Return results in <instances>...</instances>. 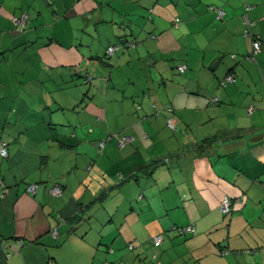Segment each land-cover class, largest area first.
<instances>
[{
  "label": "crops",
  "instance_id": "1",
  "mask_svg": "<svg viewBox=\"0 0 264 264\" xmlns=\"http://www.w3.org/2000/svg\"><path fill=\"white\" fill-rule=\"evenodd\" d=\"M2 145L0 264H264V0H0Z\"/></svg>",
  "mask_w": 264,
  "mask_h": 264
},
{
  "label": "built area",
  "instance_id": "2",
  "mask_svg": "<svg viewBox=\"0 0 264 264\" xmlns=\"http://www.w3.org/2000/svg\"><path fill=\"white\" fill-rule=\"evenodd\" d=\"M224 14H225L224 10H220L219 11V17H223ZM29 18H30V14L29 13H25L23 15L22 19L20 20L21 24L22 25H26V23L28 22ZM245 22L246 23H249L248 20H247V18H246V16H245ZM247 34H249V31L248 30L246 31V35ZM118 49H119L118 46L109 47L108 54L113 55V54H115V52ZM261 51H262L261 42H260L259 38L256 37V40L254 41L253 51H252L251 55L248 57V59L254 61L255 60V56L257 54L261 53ZM178 70H179L180 73H183L186 70V67L185 66H180L178 68ZM235 81H236V79H235V76H233V75H230V76H228L225 79V82H235ZM216 100L217 99H214V101H216ZM168 126L172 130H175L176 129V126H175V123H174L173 120H169L168 121ZM132 140H133L132 137H130V136H124L121 139H119L118 145H119L120 148H124L129 143H131ZM105 145H106V142L105 141H100L98 143V146L102 150L105 148ZM0 155L2 157H7L8 156V150H7V147L5 145L0 146ZM37 189H38V186L37 185H32V186H29L28 187V191L30 193H33V194H35L37 192ZM51 193L54 196H56V197H60L63 194V190L61 189V187H59V186L56 185L51 190ZM231 211H232V200L229 197L226 196V197H224L223 202H222V205H221V212L224 215H227V214L231 213ZM178 231L180 232V234H185L187 232L195 233L196 232V227L195 226H189L186 229H178ZM54 234H56V232ZM163 239H164L163 235H157V236H155L154 237V243H155V245L156 246H160L162 244V242H163Z\"/></svg>",
  "mask_w": 264,
  "mask_h": 264
},
{
  "label": "trees",
  "instance_id": "3",
  "mask_svg": "<svg viewBox=\"0 0 264 264\" xmlns=\"http://www.w3.org/2000/svg\"><path fill=\"white\" fill-rule=\"evenodd\" d=\"M247 9H249V7L247 6ZM260 40V39H259ZM260 42H261V40H260ZM261 46H262V44H261ZM262 52V51H261ZM252 53V52H251ZM251 53L247 56V58L251 55ZM258 55V54H257ZM256 55V56H257ZM256 56H255V60H256ZM254 60V61H255ZM250 61H252V60H250ZM181 66H184V65H181ZM180 67V66H179ZM92 77H90L89 75L88 76H86V78L84 79V83L85 84H89V83H91V81H92ZM214 99H216V98H214ZM217 101V100H216ZM169 127V126H168ZM126 147V146H125ZM124 147V148H125ZM100 148V147H99ZM102 150V149H101ZM159 162L157 161V162H154V165H150V166H148L147 168L149 169H151V168H154V167H156L157 166V164H158ZM147 171V170H146ZM150 173V172H149ZM132 176H136V174L135 173H132V174H129V177H132ZM128 177V176H127ZM127 177H126V175L125 176H121L120 178H121V181H124V180H126L127 179ZM128 177V178H129ZM120 181V182H121ZM57 186H59V187H61L60 185H58V184H56ZM53 189V188H52ZM61 189H62V187H61ZM63 190V189H62ZM53 195V194H52ZM63 195V194H62ZM61 197V196H60ZM223 202V201H222ZM230 214V213H229ZM228 215V214H227ZM187 227H189V226H187ZM187 227H183V228H178V229H186ZM178 229H177V231H178ZM178 233L180 234V232L178 231ZM181 235H183V234H181ZM151 241H152V243L155 245V243H154V238H152L151 239ZM156 246V245H155ZM133 246H130V248H132ZM157 247H159V246H157Z\"/></svg>",
  "mask_w": 264,
  "mask_h": 264
}]
</instances>
